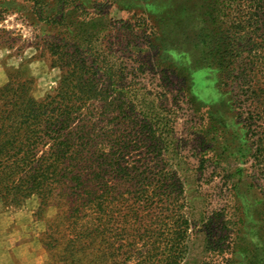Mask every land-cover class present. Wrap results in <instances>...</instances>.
<instances>
[{
	"label": "rangeland",
	"instance_id": "374dc122",
	"mask_svg": "<svg viewBox=\"0 0 264 264\" xmlns=\"http://www.w3.org/2000/svg\"><path fill=\"white\" fill-rule=\"evenodd\" d=\"M221 5L216 0H0V89L9 75L22 74L18 81L30 77L37 99L55 90L61 72L53 67L50 47L65 23L79 31L88 22L93 46L138 74L139 98L144 91L166 96L158 108L168 122L162 139L169 143L170 157L166 162L160 156L153 166L157 174L167 164L173 168L166 185L175 192L160 189L153 201V215L145 222L155 236L165 231L172 238L173 223L188 220V249L180 264H264V179L254 177L257 152L264 169V114L258 115L264 98L248 97L249 89L238 87L231 108L216 67L203 61L202 37L231 27L236 15L235 6ZM63 15L68 19L62 21ZM234 49L243 57L253 52ZM159 62L172 71L169 80L158 75ZM144 139L139 131L142 147ZM38 209L37 198L19 208L0 200V264H114L116 253L105 243L85 251L67 241L53 248L45 234L56 210L42 217ZM140 211L139 221L148 215Z\"/></svg>",
	"mask_w": 264,
	"mask_h": 264
},
{
	"label": "trees",
	"instance_id": "16d2710c",
	"mask_svg": "<svg viewBox=\"0 0 264 264\" xmlns=\"http://www.w3.org/2000/svg\"><path fill=\"white\" fill-rule=\"evenodd\" d=\"M216 1L223 3L222 8L235 6L236 15L231 27L202 37L203 61L216 67L231 108L236 106L238 87L249 89L248 97L263 99L264 0ZM218 9L217 13L230 17ZM82 13L89 15L85 9ZM66 19L63 15L62 21ZM84 23L79 31L73 23H65L63 33L55 37L57 44L50 47L53 67L61 72L55 90L37 99L30 77L18 81L22 74L9 75V83L0 89V200L19 208L37 198L36 214L42 217L55 209L45 234L53 248L67 241L85 251L105 243L116 253L114 264H180L188 249V220L173 223L172 238L165 231L156 237L145 222L153 215L160 189L166 192L170 187L166 182L176 173L169 164L165 168L170 166L171 171L163 168L161 174L153 166L160 156L166 162L170 157L169 143L162 139L168 122L161 119L158 108L166 96L144 91L139 98L138 74L127 72L123 61L121 68L119 60L111 62L113 56L96 49L90 25ZM242 46L253 52L246 57L233 52ZM154 66L163 80H169V68L161 62ZM168 113L175 118L174 111ZM262 114L264 105L258 112ZM258 156L259 152L254 177L259 174L264 179ZM140 210L148 213L141 221ZM260 237L264 242V231ZM71 254L74 257L77 251Z\"/></svg>",
	"mask_w": 264,
	"mask_h": 264
}]
</instances>
